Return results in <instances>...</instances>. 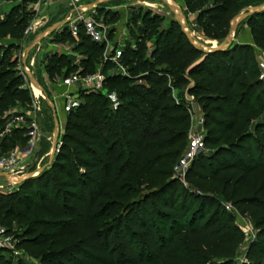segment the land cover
<instances>
[{"label": "trees", "instance_id": "16d2710c", "mask_svg": "<svg viewBox=\"0 0 264 264\" xmlns=\"http://www.w3.org/2000/svg\"><path fill=\"white\" fill-rule=\"evenodd\" d=\"M1 1L15 5L0 18V128L9 109L32 102L18 54L33 38L23 33L35 17L28 6L37 0ZM175 1L195 16L194 26L205 39L218 43L235 14L264 4ZM119 3L124 2L108 4ZM116 21L117 15L111 19ZM243 26L264 52V12L238 27ZM127 30L130 41L121 49L118 65L103 57L105 44L91 41L81 23L76 37L68 24L50 35L54 42L75 45L83 59L78 69L64 55L51 56L45 66L49 79L92 75L99 69L103 91H82L80 101L67 108L50 168L0 190V226L10 231L22 220L19 246L39 250L38 264H234L244 237L233 214L226 212L230 205L251 221L256 235L240 264H264V115L250 128L256 119L252 112L264 108L258 106L264 87L255 49L236 44L204 55L191 47L173 18L151 11H132ZM118 66L124 74L112 73ZM190 80L189 94L205 114L209 152L192 159L182 183L168 178L186 143L190 124L182 93ZM20 132L11 134L25 143ZM15 147L6 148L5 139L0 144L2 152ZM145 178L166 180L140 194ZM0 264H8L1 250Z\"/></svg>", "mask_w": 264, "mask_h": 264}, {"label": "rangeland", "instance_id": "374dc122", "mask_svg": "<svg viewBox=\"0 0 264 264\" xmlns=\"http://www.w3.org/2000/svg\"><path fill=\"white\" fill-rule=\"evenodd\" d=\"M41 1L42 2L46 1L45 6H43V9L38 12L37 17L34 18L32 21H36V20L42 21L44 18H46V22L43 25H42V23H40L41 26H40V24H38V28H36V30L34 31L33 38L38 33H40L42 30L47 28V26L51 25L52 22L57 23V22L65 20V19H69L68 27L70 29L71 25H73V24L75 25L78 23V20H77V18L79 17L78 8H80L83 5H87L89 3H92L95 0H78L77 2H75L73 0H62V1L59 0V1H56L58 3H55L53 5L48 4L47 0H41ZM177 3L182 8V13H183L184 17L186 18L188 23H190V27L192 28V30L194 32V37L199 42L209 45L208 43L204 42L205 38L201 35V33H199L197 31V29L194 26L195 25L194 24L195 16L190 15L187 12V10L185 9V7L181 1H177ZM0 4L3 5L4 8H7L8 5H10V6L15 5V3L11 2V1L6 2V3L0 2ZM260 5H262V4H260ZM120 7H121V9L119 11H121V12H119L117 9H114V8H120ZM251 7H255V6H249L247 8L242 9L240 12H242L248 8H251ZM28 9H31V6H28ZM122 11L126 15H123ZM132 11H144V12L145 11H151L154 14H157L161 17H164L166 20L173 18L169 9L164 4H161L158 2L138 1V2H124V3H119L118 5H110L108 3L102 4L100 9H98L97 11H94V12H90V13L86 14L84 17H88L89 19H91L95 25L100 27V30L103 33V37H104V41H105L104 43L106 45V51H105L104 56H103L104 58H108L112 52H115L117 50H121L124 47L125 43H127V41H130L129 33L127 30V22L130 19V15H131ZM240 12H238V13H240ZM237 14H235L234 16H236ZM115 15H117V21L111 22L112 17ZM127 17H128V19H127ZM162 27H165V25L163 24ZM241 28L242 27H238L235 30V33H237L238 30ZM48 37H51V36L49 35ZM33 38H31V40ZM30 41H27V42L25 41V43L22 45V51L29 44ZM219 44L220 43H218V42L215 43L214 47H218ZM22 51L20 52V54H18L19 57L21 56ZM35 51H36V48L30 53L29 58L32 56V54ZM262 53H264L262 50H258L256 48V64L258 61V57H260V55ZM20 70H21V66H20ZM117 71L122 72L119 67H116V70H114L112 72L117 73ZM31 72H32L33 76L36 78V80H38L41 83L42 87L46 90L45 83L40 79L38 72H35L34 67H32V66H31ZM262 85L264 87L263 83H262ZM70 91H71V93H70L71 99L69 100V98H65L66 101H68L66 110H67V108L75 105L76 103H78L80 101V93L82 92L81 90L75 91L72 89ZM181 92H182V88H179L173 92V95L175 97H177V96H179V94ZM183 93H184V91H183ZM31 95H32V97H34V96L37 97V99L41 105L40 106L41 111L36 114L37 126H38V141H37L35 149H34V153L37 156V161L34 165V169H37V168H39V167H41L47 163L49 150H50L51 144L53 142V121H52V115H51L50 110L43 103V101L41 100L39 95H36L34 93V91L33 92L31 91ZM50 98L53 100L51 95H50ZM260 105H262L264 107V100L258 104V106H260ZM23 109H25V108H23ZM191 109L192 108L190 106H189V108H187V113L189 115V124L190 125H189L188 133L186 136V143H185L184 147L180 150L179 155L175 158V161H174L173 166H172L171 176L168 179L179 180L178 175L174 172V167L179 163V161L182 159V157L188 152V144H189L190 137L192 135L196 134L197 132L203 131L204 134L206 132L205 128H204L205 114L203 112L202 107L199 104L194 102V109L195 110L193 111V109L192 110ZM22 110H20L19 112H21ZM188 110H191V114ZM19 112H14V113H10V114L7 113L6 115L3 116V119H6V121H5L4 126L2 128H0V144L5 139L6 148H9L12 143L18 147H23L26 143V142L23 143L18 139V137H17L18 134H15V135L11 134L13 130H19V131H21L20 134L22 135V137L23 136L25 137L26 131L24 128H21V127L15 128V126H12L13 128L11 129L10 132H6V130H5V126H6L7 122L9 121V119H11V117L13 115L19 114ZM252 113L256 114V119L255 118L251 119L250 128L255 122H257L258 120H260L263 117L264 108H263L262 112H259V110H256V111L254 110ZM260 114H261V116H260ZM250 117L251 116H249V113H246L244 115L245 119H249ZM201 118H202L203 124L200 123ZM62 125L64 126V124H62ZM63 126H62V128H63ZM222 143H224V141H222L221 144ZM207 152H209V150ZM0 153L5 154L7 152H2L0 149ZM165 180L160 179V178L159 179L158 178H156V179H154V178L141 179V186L139 188L140 194L147 193L150 189H155L156 187L161 186L165 182ZM181 182L183 183L184 181L182 180ZM4 183H5V180L1 179L0 184H4ZM204 191H207V190H204ZM226 212H228V211L226 210ZM228 213H230V212H228ZM231 214H233L234 223L239 229L240 228H247L250 231V234L248 235V237L243 236L244 237L243 242L241 244H239L235 250L234 264H240L241 261L244 260V254L247 250V247L249 246V243L251 241H254L256 239V236H255L253 225L247 217H243L239 213H231ZM24 227H25V223L22 220L17 219L14 222L13 226L11 227L10 231L6 230L8 237H11L14 241V244H16L15 250L19 253V255H15L13 253V251H11L10 249H0L2 251L3 256L7 260L8 264H17L19 261H27V262L32 263V264H38V257L40 254L39 250L25 249V248H22L19 246V243H20L19 237L22 235ZM21 258H23V259H21Z\"/></svg>", "mask_w": 264, "mask_h": 264}, {"label": "built area", "instance_id": "2783aa9c", "mask_svg": "<svg viewBox=\"0 0 264 264\" xmlns=\"http://www.w3.org/2000/svg\"><path fill=\"white\" fill-rule=\"evenodd\" d=\"M77 2L78 0H73ZM45 6V1L37 0L35 4L31 5V9L37 17L38 12ZM33 18V19H34ZM78 23L83 25L85 34L91 39V41L98 44H105L103 33L100 30V27L95 25L91 19L88 17L80 16L77 18ZM77 24H73L70 27V32L73 37L77 36ZM36 27L35 21H32L28 27L25 29L23 36L27 38L34 34ZM106 46V45H105ZM106 51V50H105ZM121 57V50L112 52L108 58L112 63L118 65V61ZM119 67V66H118ZM124 74V71L119 67ZM258 69V80L264 84V53L258 57L257 61ZM25 79V78H24ZM104 75L98 71L92 75L81 76L78 73H72L65 78L60 80V84L68 89L75 91H86V92H102L103 88ZM194 86V82L190 81L183 93V100L187 105L194 109V98L189 94V90ZM71 97L69 96L67 98ZM40 102L37 97H32L31 104L23 109L19 114H15L9 119L5 126L6 132H10L15 126V128H24L26 133V143L23 147L16 146L12 150L3 154L0 153V173L7 174L12 181V177H23L29 172L34 170V165L37 161V156L34 153L36 143L38 141V126L36 114L41 111ZM191 109V110H192ZM191 110H188L191 114ZM200 123L203 124L202 118ZM204 132H197L192 135L189 139L188 152L182 157L179 163L174 167V172L178 175L180 181H184V175L189 168L192 159L199 153L207 152V148L204 141ZM34 156L36 158L34 159ZM7 183V190L15 188L17 185L15 183ZM184 183V182H183ZM1 190V189H0ZM225 209L230 213H238L230 205H225ZM243 236L248 237L250 231L247 228H240ZM256 236V235H255ZM16 244L11 237H8L6 229L0 226V249H10L15 255L19 253L15 250ZM23 259V258H21ZM243 261V260H242Z\"/></svg>", "mask_w": 264, "mask_h": 264}, {"label": "water", "instance_id": "95a60500", "mask_svg": "<svg viewBox=\"0 0 264 264\" xmlns=\"http://www.w3.org/2000/svg\"><path fill=\"white\" fill-rule=\"evenodd\" d=\"M114 1H123V2L149 1V2H158V3L164 4L169 9L170 13L173 16V20L177 23V25L180 28L181 33L185 36V38L187 39L191 47H193V49H195L196 51L204 55L214 54L217 52H225L231 46L236 45L233 43L234 34H235V30L241 24V22H243L245 19L251 16L261 14L264 12V4H262L259 6L248 8L238 13L236 16H234L230 20L229 29L223 41L219 44L218 47H214L211 45L201 43L194 37V32L191 31L187 23V20L181 11V7L178 5L177 1L175 0H95L92 3L83 5L80 8H78V13L80 16H85L86 14L90 12H94L100 9V6L102 4L114 2ZM68 23H69V19H65L63 21L54 23L51 26L42 30L23 49L21 56L19 57V63L21 66V74L25 78L26 82L28 83L30 90L33 92L35 89L38 92L39 97L41 98L43 103L46 105V107L51 112L52 121H53V142L51 144L49 154H48V160L45 165L37 169H34L33 171L29 172L23 177H12V181H14L13 183H15L17 186L37 177L43 171L50 168L53 164V161L59 149L60 139H61L63 130L60 125L56 106L53 100L49 97L47 91L42 87V85L33 76L32 72L27 66V61L30 56V53L41 43L43 39L51 35L53 32L57 31L58 29L64 27ZM35 158L36 156H34V159ZM0 178H3L7 183H12L11 178L7 174L0 173Z\"/></svg>", "mask_w": 264, "mask_h": 264}, {"label": "crops", "instance_id": "0c3cea01", "mask_svg": "<svg viewBox=\"0 0 264 264\" xmlns=\"http://www.w3.org/2000/svg\"><path fill=\"white\" fill-rule=\"evenodd\" d=\"M47 1H48V4L53 5L55 3H58L56 1H59V0H47ZM60 1H62V0H60ZM0 2L6 3L5 1H1V0H0ZM7 2H9V1H7ZM45 3H46V1H45ZM11 7H12V5L11 6L8 5L7 8H4V6L0 4V18H3L4 15L8 12V10ZM114 9H117L119 11L121 9V7L120 8H114ZM119 12H121V11H119ZM122 13H123V15H126L123 11H122ZM127 19H128V17H127ZM45 22H46V18H44L42 21L36 20L35 21V23H36L35 30H36V28H38V24L42 23V25H43ZM40 26H41V24H40ZM60 30H61V28L58 29L56 32H58ZM233 43L238 44V45H250L256 51V47L253 44V40H252L250 30L246 26H243L241 29L238 30L237 33L234 34ZM53 55H64L73 65L77 66L78 69H80L79 64H80L81 60L83 59V55L81 54V52L75 50V45H72L69 43H57V42H54L53 37L47 36L36 47V51L32 54V56L27 61V66L30 69V71H31V66L34 67L35 72H38L40 79L45 83L47 92L53 98V102L56 106V110L58 113L60 125L62 127L63 126L62 124L65 123L66 107L68 104L67 103L68 101H66L65 98H67V96H69V93H71V91H70L71 89H68V88L62 86L60 84L61 79H59L57 81H51L49 79V77L45 71V66L47 64L48 59ZM98 71H99V69H98ZM112 71H114V70H112ZM70 99H71V97H69V100ZM22 109L23 108L20 106L15 107V108H11L8 110V114L14 113V112H19ZM62 130H63V128H62ZM1 179L4 180L3 178H0V180ZM0 189L4 190V191H8L6 181L4 184H0Z\"/></svg>", "mask_w": 264, "mask_h": 264}, {"label": "bare ground", "instance_id": "6f19581e", "mask_svg": "<svg viewBox=\"0 0 264 264\" xmlns=\"http://www.w3.org/2000/svg\"><path fill=\"white\" fill-rule=\"evenodd\" d=\"M181 11H182V8H181ZM204 42L208 43L209 45H213V46H215L214 44L216 43V41H210V40H207V39H205ZM34 93L36 95H38V92L35 89H34Z\"/></svg>", "mask_w": 264, "mask_h": 264}]
</instances>
